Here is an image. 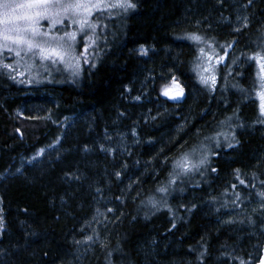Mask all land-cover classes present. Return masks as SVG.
Here are the masks:
<instances>
[{
  "label": "trees",
  "instance_id": "1",
  "mask_svg": "<svg viewBox=\"0 0 264 264\" xmlns=\"http://www.w3.org/2000/svg\"><path fill=\"white\" fill-rule=\"evenodd\" d=\"M132 2L135 9L113 10L103 20L107 27L97 29L99 39L85 54L88 63L81 58L78 69L55 66L49 74L40 68V83L30 85L18 81L15 66L0 71V264L259 260L261 243L232 259L229 246L215 241L217 221L206 213L193 218L186 237L174 230L165 246L160 241L162 246L153 248L149 235L156 231L159 237L171 226V190L158 208L148 201L161 199L157 189L167 186L176 159L201 142L212 147L205 137L230 135L229 128L239 141L230 149V166L242 174L214 202L243 209L264 200L258 195L264 192V124L259 144L252 131L259 116L250 121L244 111L240 120L228 118L244 110L259 87L254 63L245 57L264 50V0ZM188 34L204 42L185 39ZM82 43L78 34L75 54ZM201 48L215 55L228 48L214 89L197 74ZM5 57V63H13L9 54ZM173 76L185 95L177 105L162 94ZM255 165L259 174L249 172ZM217 168L222 178L231 172ZM206 169L188 176L203 179ZM159 212L163 217L152 220ZM196 239L208 249L193 243ZM167 243L172 245L166 248Z\"/></svg>",
  "mask_w": 264,
  "mask_h": 264
},
{
  "label": "snow or ice",
  "instance_id": "2",
  "mask_svg": "<svg viewBox=\"0 0 264 264\" xmlns=\"http://www.w3.org/2000/svg\"><path fill=\"white\" fill-rule=\"evenodd\" d=\"M251 3V0H249ZM136 4L132 0H0V71L14 70V63L19 65L26 58L31 60V63H25V67L31 71L36 66V60L40 61L37 68L36 79L40 75L39 68H43L45 72H49V68H55L58 64L66 63L69 60L76 59L73 55L77 44V35L82 34L84 41V52L87 53L88 48L96 44L99 39L97 29L107 25L103 24L105 18H111L113 10H122L127 13L131 9H135ZM42 21L47 22V28L41 24ZM245 27L247 22L245 18ZM239 31V29H236ZM185 39L201 43L203 38L196 34H188ZM231 45H229L230 47ZM143 55L147 54V49L143 46L140 48ZM5 53L15 57L14 63H5ZM201 55H205L203 48L200 49ZM227 52H225V56ZM225 56H219L217 64L224 62ZM212 57H209L211 60ZM246 61H255L258 68L257 79L260 86V91L256 93L259 98V114L260 122L264 123V50L257 51L250 56L245 57ZM49 62L45 64L44 62ZM84 62L88 63L87 58ZM235 63V61H233ZM94 66V65H93ZM201 68L200 64L196 65V69ZM204 72L211 71L213 74L205 77L200 76V81L204 85H210L213 89L216 84L215 67L204 68ZM49 74H51L49 72ZM78 72H73V75H78ZM199 75V71L197 72ZM231 73L229 72L228 75ZM239 75V73H238ZM9 77L15 80L9 71ZM227 77H225L226 79ZM29 82H32L31 80ZM173 84L176 83V78L172 77ZM243 91V89H241ZM164 96H168L167 88L162 90ZM177 95H183L181 89ZM175 99L176 97H171ZM139 99V97H137ZM231 119V118H229ZM223 123V122H222ZM223 137V141L220 139ZM206 141L212 144V147L201 142L200 145L193 146L190 152H185L182 156L173 162L171 177L167 186L159 187L157 191L162 195L160 200L150 198L148 205L152 208H158L161 203H165L164 197L170 194L172 186L181 180L182 177H187L189 174L196 172L203 175V170L210 164V157L219 155V151L225 146L229 149L238 146L239 141L235 134H227L224 132H216L212 136L205 137ZM90 149L84 148L87 152ZM101 151H109L101 146ZM44 149H41L37 154L42 155ZM34 160L36 157L33 158ZM31 163V161L29 162ZM212 172H216V168H211ZM237 173L239 170H236ZM119 178L120 173H116ZM79 179V177H76ZM237 178H239L237 176ZM244 184V181H240ZM264 184V181L261 182ZM255 187V185H253ZM99 192L100 190L97 189ZM258 195L264 199V192H259ZM239 199V195H237ZM3 209L0 208V212ZM26 211V210H25ZM111 211V209H109ZM3 219L0 217V231H2ZM173 227L175 225L173 224ZM92 240V237H88ZM79 243V242H77ZM240 264H245L243 260ZM264 264V259L261 260Z\"/></svg>",
  "mask_w": 264,
  "mask_h": 264
},
{
  "label": "rangeland",
  "instance_id": "3",
  "mask_svg": "<svg viewBox=\"0 0 264 264\" xmlns=\"http://www.w3.org/2000/svg\"><path fill=\"white\" fill-rule=\"evenodd\" d=\"M41 24L44 28H47L46 21H42ZM79 49V53H73L76 59L69 60L66 63L58 64L56 66H66V69H68L69 71L78 69L81 58L82 60L86 58V53L84 52V43L80 45ZM227 50H224L221 55H215L209 52L205 53L201 60L202 65L199 70L200 76L202 75L207 77L213 74L211 71H203L204 68H210V66L215 67L214 74L216 75L217 69L220 66L225 65V59L222 64H217V59L219 56H225V52H227ZM9 57L14 59V63L15 57H13L11 54H9ZM209 57H212V59L209 60ZM25 63H31V60L29 58H26L25 61H21L19 65H16L14 63V66L16 67V71L14 72L16 78L18 79V81L21 80L22 83L28 85L37 83L36 80L32 79V77L36 76L40 61L38 59L36 60L37 67H34L31 71H29L24 66ZM44 63L47 64L49 62L46 61ZM253 63L254 67L256 68V72H258L255 61H253ZM40 75L36 77L37 80H40ZM30 80L32 82H29ZM181 89L184 90L179 82L176 81V83L173 84V82L171 81V85L167 90L170 95L171 93ZM258 91H260V86L258 87L256 93ZM256 93L254 98H252L250 102L244 104V110H241V112L240 110H236V112L234 111L233 113L229 114L231 116L228 115V118L232 117V119L234 120H240L243 117L242 113H244L245 111L244 114L250 121L259 116L257 125H254L252 130L255 134V137L262 134V127L264 124L260 122V101ZM168 96L166 97L168 98ZM228 118L226 117V119ZM223 132L226 133L225 131ZM228 132L230 133V135L233 133L232 129L230 128ZM257 142L260 144L261 139L259 138ZM217 151H219V155L211 156V163L207 167L206 174L203 179L193 176L182 177L181 180H178L177 183L172 186L168 208L173 217V219L171 220V226L164 232L157 230L160 232L159 237L157 236L156 231L149 235V239L153 242V248L159 246L161 247L162 245L165 246L167 235L171 232L175 233L174 230L178 232L181 231V233L184 232L183 235H185L186 237V232H188V230L186 232L185 230L186 228L190 227L193 218L195 219L196 216H199L201 214L203 215L204 213L210 216L213 220L215 219V221H217V228L219 230H216V234L214 236L215 241H217V243L220 245L229 246L227 248L230 250V257H232V259L234 257H237V259H241L244 256L248 255V253L250 254L251 252H253L259 243H261L262 245L264 244V200L255 199L243 209H227L222 207L219 203L214 202L215 197L227 192L233 184L234 179L237 180V176L239 177L242 174V171L239 168H235L234 165L230 166L233 162V158L230 154L229 148L225 146L222 150ZM218 165L221 167L227 166L228 170L229 168L231 169V172L228 173L226 178H222V176L220 175L219 169L217 168ZM213 167L217 169L216 172L211 171V168ZM259 167V165H255L254 168H251L249 172L259 174ZM236 170H239V172L237 173ZM160 217H163L162 212L154 214L152 220L154 218H157L158 222L160 220ZM173 224L175 225V227H173ZM160 241L164 243L160 245ZM193 241V243H204V241L201 242V240L199 239ZM171 245L172 243H167L166 248H168V246L170 247ZM201 245L202 247L206 245L205 248L207 247L208 249L207 242ZM149 248L153 249L150 246ZM227 264H235V262H228Z\"/></svg>",
  "mask_w": 264,
  "mask_h": 264
},
{
  "label": "water",
  "instance_id": "4",
  "mask_svg": "<svg viewBox=\"0 0 264 264\" xmlns=\"http://www.w3.org/2000/svg\"><path fill=\"white\" fill-rule=\"evenodd\" d=\"M180 90H177L173 93H171L169 96H168V101L172 104H181L184 100V92H183V95H177L179 93ZM171 97H176L175 99H172ZM264 259V244L262 245L261 247V254H260V258L259 260L257 261L256 264H261V260Z\"/></svg>",
  "mask_w": 264,
  "mask_h": 264
},
{
  "label": "bare ground",
  "instance_id": "5",
  "mask_svg": "<svg viewBox=\"0 0 264 264\" xmlns=\"http://www.w3.org/2000/svg\"><path fill=\"white\" fill-rule=\"evenodd\" d=\"M172 104V103H171ZM175 105V104H174ZM177 105V104H176Z\"/></svg>",
  "mask_w": 264,
  "mask_h": 264
}]
</instances>
